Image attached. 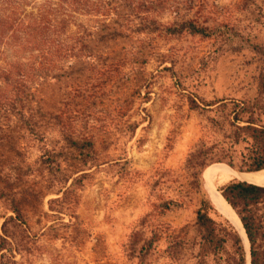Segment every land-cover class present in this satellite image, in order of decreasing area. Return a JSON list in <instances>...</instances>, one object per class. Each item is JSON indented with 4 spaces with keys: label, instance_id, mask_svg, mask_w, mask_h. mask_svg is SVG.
I'll list each match as a JSON object with an SVG mask.
<instances>
[{
    "label": "rangeland",
    "instance_id": "1",
    "mask_svg": "<svg viewBox=\"0 0 264 264\" xmlns=\"http://www.w3.org/2000/svg\"><path fill=\"white\" fill-rule=\"evenodd\" d=\"M148 17L214 31L169 36L136 23L82 52L85 63L59 80L43 78L49 45H0V70L11 71L0 76V264H228L196 223L202 173L214 164L240 172L251 154L234 133L250 112L262 119L264 62L252 45H264V0H169ZM240 103L250 112L238 123ZM69 138L91 141V156ZM253 212L264 236V204Z\"/></svg>",
    "mask_w": 264,
    "mask_h": 264
},
{
    "label": "trees",
    "instance_id": "2",
    "mask_svg": "<svg viewBox=\"0 0 264 264\" xmlns=\"http://www.w3.org/2000/svg\"><path fill=\"white\" fill-rule=\"evenodd\" d=\"M168 1L0 0V45L11 46V39L20 40L18 47L30 46L35 42L34 48L40 50L44 45H49L51 65L43 78L50 76L51 80H59L66 78L70 69L85 63V58L81 56L82 52L91 50V46L98 48L111 40L122 37L136 23L141 24L138 30L140 32L148 29L153 32L160 30L169 36L183 34L202 38L211 36L214 29L192 19L177 18L178 20L174 23L164 25L148 17L151 13L165 9ZM188 2L193 3L194 0H188ZM180 5L170 7L175 16H178ZM83 18L89 23L83 22L81 20ZM46 33H49L48 39L44 38ZM20 36H25V38ZM252 49L264 62V45H252ZM10 72L8 69L0 70V76L8 80L11 77ZM258 93L264 96V74L258 81ZM19 101V103L22 102V100ZM193 104L197 106L195 102ZM247 105L246 103L237 105L238 113L234 115L236 122L244 124L243 126L236 125L234 133L236 141L239 142L240 139L251 141V154L244 161V167L240 168L241 173L264 170V104L260 108L262 119H255L254 112H250ZM246 112H250V117L241 121L239 115ZM68 142L86 158L93 153L91 141H76L69 138ZM203 155L205 152L202 150L197 154V157L202 160L198 162L199 169L206 167V161L202 159ZM195 157L196 153H191L188 162L191 163ZM203 191L205 198L197 210L196 223L203 232L204 244L215 251L225 253L228 264H247L246 252L239 234L227 221H218L211 216L212 213L214 217H218L204 188ZM221 194L242 222L250 244V264H264L262 225L259 217L253 212L254 207L264 204V187L234 181L222 187ZM171 204L167 202L163 212L168 211ZM157 240H159V235L154 234L146 244V252L152 249L153 243ZM0 242L1 253L7 249V241L0 238ZM228 245L231 247L230 252L227 250ZM178 248L176 244L172 246L171 253L177 255ZM3 259L4 256L1 255L0 260Z\"/></svg>",
    "mask_w": 264,
    "mask_h": 264
},
{
    "label": "bare ground",
    "instance_id": "3",
    "mask_svg": "<svg viewBox=\"0 0 264 264\" xmlns=\"http://www.w3.org/2000/svg\"><path fill=\"white\" fill-rule=\"evenodd\" d=\"M236 180L264 186V170L254 173H241L223 164H214L208 166L202 174L203 188L208 195V199L217 214L230 223L243 239L247 249L248 264H250L249 244L241 220L233 208L225 201L220 191L224 185Z\"/></svg>",
    "mask_w": 264,
    "mask_h": 264
},
{
    "label": "water",
    "instance_id": "4",
    "mask_svg": "<svg viewBox=\"0 0 264 264\" xmlns=\"http://www.w3.org/2000/svg\"><path fill=\"white\" fill-rule=\"evenodd\" d=\"M249 256H250V249H249Z\"/></svg>",
    "mask_w": 264,
    "mask_h": 264
},
{
    "label": "crops",
    "instance_id": "5",
    "mask_svg": "<svg viewBox=\"0 0 264 264\" xmlns=\"http://www.w3.org/2000/svg\"><path fill=\"white\" fill-rule=\"evenodd\" d=\"M233 182V181H232Z\"/></svg>",
    "mask_w": 264,
    "mask_h": 264
}]
</instances>
